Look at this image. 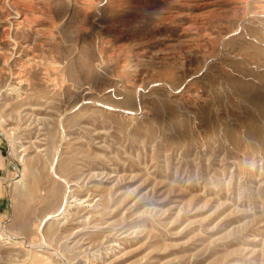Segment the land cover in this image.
I'll list each match as a JSON object with an SVG mask.
<instances>
[{
	"label": "rangeland",
	"instance_id": "1",
	"mask_svg": "<svg viewBox=\"0 0 264 264\" xmlns=\"http://www.w3.org/2000/svg\"><path fill=\"white\" fill-rule=\"evenodd\" d=\"M0 264H264V0H0Z\"/></svg>",
	"mask_w": 264,
	"mask_h": 264
},
{
	"label": "bare ground",
	"instance_id": "2",
	"mask_svg": "<svg viewBox=\"0 0 264 264\" xmlns=\"http://www.w3.org/2000/svg\"><path fill=\"white\" fill-rule=\"evenodd\" d=\"M13 85V84H12ZM19 89V88H18ZM13 90V89H12ZM46 181V180H45ZM48 182H49V179H48ZM48 185V184H47ZM43 187V186H42ZM41 187V188H42ZM32 188H33V186H32ZM40 188V189H41ZM43 194V193H42ZM56 194H57V191H56V189L55 188H52V190H51V193H50V197L51 198H55V196H56ZM40 196V195H39ZM39 198V197H38ZM63 206V205H62ZM25 219V218H24ZM36 219V218H35ZM26 221H27V219H26Z\"/></svg>",
	"mask_w": 264,
	"mask_h": 264
}]
</instances>
